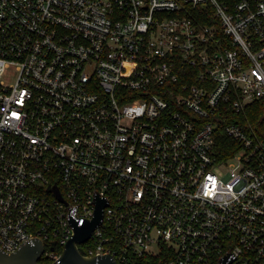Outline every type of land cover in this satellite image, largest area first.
Instances as JSON below:
<instances>
[{
    "label": "built area",
    "instance_id": "obj_1",
    "mask_svg": "<svg viewBox=\"0 0 264 264\" xmlns=\"http://www.w3.org/2000/svg\"><path fill=\"white\" fill-rule=\"evenodd\" d=\"M261 100L264 0H0V249L264 264Z\"/></svg>",
    "mask_w": 264,
    "mask_h": 264
},
{
    "label": "water",
    "instance_id": "obj_2",
    "mask_svg": "<svg viewBox=\"0 0 264 264\" xmlns=\"http://www.w3.org/2000/svg\"><path fill=\"white\" fill-rule=\"evenodd\" d=\"M106 204L105 200L99 199L95 218L86 222L82 227L75 224V236L66 245L60 259L52 264H117L110 255L88 257L78 247V244H83L90 239L95 227L101 223L103 219L102 209ZM44 250V244L40 240L26 243L20 250L11 254L0 249V264H40Z\"/></svg>",
    "mask_w": 264,
    "mask_h": 264
},
{
    "label": "trees",
    "instance_id": "obj_3",
    "mask_svg": "<svg viewBox=\"0 0 264 264\" xmlns=\"http://www.w3.org/2000/svg\"><path fill=\"white\" fill-rule=\"evenodd\" d=\"M248 130L257 132L264 137V100L250 105L247 110L239 116H236ZM41 264H50L42 260Z\"/></svg>",
    "mask_w": 264,
    "mask_h": 264
},
{
    "label": "rangeland",
    "instance_id": "obj_4",
    "mask_svg": "<svg viewBox=\"0 0 264 264\" xmlns=\"http://www.w3.org/2000/svg\"><path fill=\"white\" fill-rule=\"evenodd\" d=\"M15 77L13 74L7 75L3 80L7 83V84H11L14 81Z\"/></svg>",
    "mask_w": 264,
    "mask_h": 264
}]
</instances>
